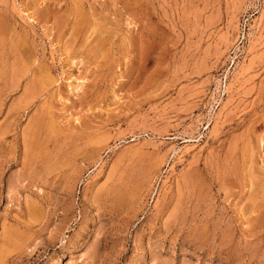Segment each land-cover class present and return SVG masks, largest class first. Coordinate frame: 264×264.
I'll list each match as a JSON object with an SVG mask.
<instances>
[{
	"label": "rangeland",
	"instance_id": "obj_1",
	"mask_svg": "<svg viewBox=\"0 0 264 264\" xmlns=\"http://www.w3.org/2000/svg\"><path fill=\"white\" fill-rule=\"evenodd\" d=\"M0 264H264V0H0Z\"/></svg>",
	"mask_w": 264,
	"mask_h": 264
},
{
	"label": "bare ground",
	"instance_id": "obj_2",
	"mask_svg": "<svg viewBox=\"0 0 264 264\" xmlns=\"http://www.w3.org/2000/svg\"><path fill=\"white\" fill-rule=\"evenodd\" d=\"M6 34V33H5Z\"/></svg>",
	"mask_w": 264,
	"mask_h": 264
}]
</instances>
